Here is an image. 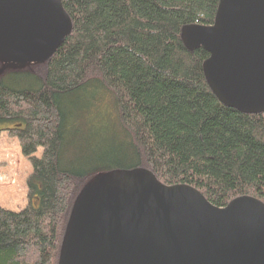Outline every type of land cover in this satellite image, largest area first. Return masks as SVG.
I'll list each match as a JSON object with an SVG mask.
<instances>
[{"label":"trees","instance_id":"trees-1","mask_svg":"<svg viewBox=\"0 0 264 264\" xmlns=\"http://www.w3.org/2000/svg\"><path fill=\"white\" fill-rule=\"evenodd\" d=\"M61 5L71 32L46 62L0 64V133L31 168L25 206H0V264H57L76 196L112 170L147 169L217 208L264 203V113L220 104L202 73L208 54L180 40L182 27L213 23L218 0Z\"/></svg>","mask_w":264,"mask_h":264},{"label":"water","instance_id":"water-1","mask_svg":"<svg viewBox=\"0 0 264 264\" xmlns=\"http://www.w3.org/2000/svg\"><path fill=\"white\" fill-rule=\"evenodd\" d=\"M71 28L61 0H0V64L46 62ZM180 40L208 54L202 73L220 104L264 113V0H218L213 23L182 27ZM57 264H264V203L217 208L147 169L108 171L76 196Z\"/></svg>","mask_w":264,"mask_h":264},{"label":"rangeland","instance_id":"rangeland-1","mask_svg":"<svg viewBox=\"0 0 264 264\" xmlns=\"http://www.w3.org/2000/svg\"><path fill=\"white\" fill-rule=\"evenodd\" d=\"M9 70L3 68L2 71ZM40 155V151L36 154ZM30 165L20 155L17 140L0 133V206L18 211L27 203L26 179Z\"/></svg>","mask_w":264,"mask_h":264}]
</instances>
